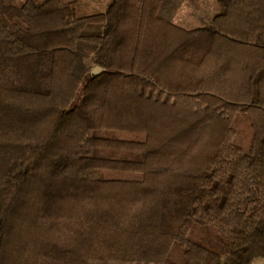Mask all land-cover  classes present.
I'll return each mask as SVG.
<instances>
[{
	"label": "trees",
	"instance_id": "16d2710c",
	"mask_svg": "<svg viewBox=\"0 0 264 264\" xmlns=\"http://www.w3.org/2000/svg\"><path fill=\"white\" fill-rule=\"evenodd\" d=\"M170 4L0 0V264L264 257V0Z\"/></svg>",
	"mask_w": 264,
	"mask_h": 264
},
{
	"label": "rangeland",
	"instance_id": "374dc122",
	"mask_svg": "<svg viewBox=\"0 0 264 264\" xmlns=\"http://www.w3.org/2000/svg\"><path fill=\"white\" fill-rule=\"evenodd\" d=\"M25 0H13L23 2ZM80 15H90L103 12L111 0H75ZM170 14L173 20L184 27L200 26L207 20L216 8L217 0H170ZM92 64V63H90ZM253 264H264V257L257 258Z\"/></svg>",
	"mask_w": 264,
	"mask_h": 264
},
{
	"label": "water",
	"instance_id": "95a60500",
	"mask_svg": "<svg viewBox=\"0 0 264 264\" xmlns=\"http://www.w3.org/2000/svg\"><path fill=\"white\" fill-rule=\"evenodd\" d=\"M102 69L98 66H95L92 70L93 73H99Z\"/></svg>",
	"mask_w": 264,
	"mask_h": 264
},
{
	"label": "crops",
	"instance_id": "0c3cea01",
	"mask_svg": "<svg viewBox=\"0 0 264 264\" xmlns=\"http://www.w3.org/2000/svg\"><path fill=\"white\" fill-rule=\"evenodd\" d=\"M215 11H216V9H215V6H214V10H213V12H212V14L210 15V17H209V18H211V17H212V15L215 13Z\"/></svg>",
	"mask_w": 264,
	"mask_h": 264
}]
</instances>
